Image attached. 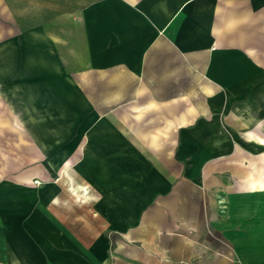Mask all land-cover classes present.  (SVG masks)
<instances>
[{
  "label": "crops",
  "instance_id": "1",
  "mask_svg": "<svg viewBox=\"0 0 264 264\" xmlns=\"http://www.w3.org/2000/svg\"><path fill=\"white\" fill-rule=\"evenodd\" d=\"M242 1L249 0H0V20L14 21L21 39L0 63L4 78L13 65H34L75 105L81 101L72 86L77 72L95 70L101 79L111 72L126 74L138 82L133 97L147 98L135 108L155 107L165 116L160 128L180 127L175 144L172 137L162 138L163 149L160 138L150 134L146 141L156 148L149 158L124 159L118 149L111 156L89 150L87 156L99 164L77 170L101 194L112 192L102 200L115 208L116 225L132 224L129 239L139 243L132 248L131 264H190L192 244L197 264L211 254L218 257L212 264H253V258L260 264L264 258V9L256 7L258 13ZM62 43L85 50L82 68L64 58ZM189 73L198 83L196 101L187 91L160 99L145 90L147 81L185 80ZM205 80L217 82L211 92H205ZM208 95L212 99L205 105ZM221 112L227 120L219 118ZM178 193L181 203L195 210L196 222L187 224L196 226V233L149 220L151 210ZM8 203L0 200V209ZM180 218L186 224L183 212ZM31 221L39 223V215H31ZM12 230L7 219L4 239L11 247ZM174 239L179 248L173 247ZM155 241L168 243L164 254L151 247ZM44 252L35 256L33 249H21L5 259L43 264Z\"/></svg>",
  "mask_w": 264,
  "mask_h": 264
},
{
  "label": "rangeland",
  "instance_id": "2",
  "mask_svg": "<svg viewBox=\"0 0 264 264\" xmlns=\"http://www.w3.org/2000/svg\"><path fill=\"white\" fill-rule=\"evenodd\" d=\"M240 3H246L253 11L260 5L264 9V2L260 0ZM19 41L20 32L14 21L0 20V63L11 52L12 43L19 44ZM59 50L72 66L83 67L84 49H69L68 43H62ZM13 53L14 57L18 54L20 60L16 47ZM4 71V65H0V200L7 199L9 203L7 208L0 209V264H9L5 255L21 249H33L35 256L44 250L43 264H131L132 248L139 243L129 239L132 224L124 228L116 225L115 208L102 200L103 196L110 198L112 192L101 194L77 170L99 164L87 156L89 150H104L111 156L114 149H118L124 159L139 158L141 154L149 158L156 146L147 143V137L156 135L163 149L162 138L172 137L175 144V139L180 137V127L160 128L164 114L157 113L155 107L143 111L135 108L134 105L147 98L138 101L133 97L138 82L126 79V74L111 72L105 75L109 79H101L95 70L87 75L84 71L77 72L72 86L82 102L69 105L72 99L60 93L57 81L38 72L36 66L13 65V72L6 78ZM191 76L185 80L147 81L145 90L160 99L165 94L180 95L187 91L196 101L198 83L190 79ZM204 83L207 93L217 82L205 80ZM221 91H224L223 86ZM178 98L179 107L182 99ZM211 99L205 96V105ZM220 100L227 103L225 95ZM211 116L205 112L204 118L209 120ZM227 116L226 112L219 114L221 120H227ZM60 157L70 160H59ZM131 163L132 160L122 161L121 166ZM25 174L28 177H24ZM122 196L130 198L131 194ZM42 198H46L45 202ZM162 204L164 207L151 210V222H159L160 227H172L170 224L174 223L172 231L196 233V226L187 224L196 222L195 210L181 203L179 193ZM124 211L131 212V209ZM182 212L186 219L184 225L180 223ZM34 213L39 215V223L31 221ZM7 219L13 229L9 239L13 235L16 238L12 247L4 239ZM20 238L22 245H19ZM164 243L167 242L155 241L151 247L164 254ZM171 243L174 248L180 247L177 239ZM219 243L223 249L225 244ZM48 251L54 256L49 257ZM196 251L192 244L190 264H197ZM256 259L253 258V264H257ZM214 261H218V257L205 256V264ZM260 261L264 264V258Z\"/></svg>",
  "mask_w": 264,
  "mask_h": 264
}]
</instances>
